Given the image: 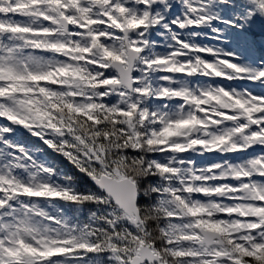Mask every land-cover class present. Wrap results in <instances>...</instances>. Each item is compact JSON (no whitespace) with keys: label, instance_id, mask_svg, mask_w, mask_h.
Listing matches in <instances>:
<instances>
[{"label":"snow or ice","instance_id":"1","mask_svg":"<svg viewBox=\"0 0 264 264\" xmlns=\"http://www.w3.org/2000/svg\"><path fill=\"white\" fill-rule=\"evenodd\" d=\"M257 25L264 0H0V264H264Z\"/></svg>","mask_w":264,"mask_h":264},{"label":"trees","instance_id":"2","mask_svg":"<svg viewBox=\"0 0 264 264\" xmlns=\"http://www.w3.org/2000/svg\"><path fill=\"white\" fill-rule=\"evenodd\" d=\"M19 132H20V138L22 140H25L27 142L34 143L37 145L40 144V142L38 140L31 137L27 132H25L23 130H19ZM48 154L50 156L54 157L60 163V165H62L61 167H63L65 170L75 173V169H73L72 166L66 160H64L62 157L56 156L54 153H51L50 151ZM194 158H196L198 161L210 162L212 159L216 160L218 158L220 159L221 157L219 155L208 154L205 157H195L194 156ZM77 175H79V174H77Z\"/></svg>","mask_w":264,"mask_h":264},{"label":"rangeland","instance_id":"3","mask_svg":"<svg viewBox=\"0 0 264 264\" xmlns=\"http://www.w3.org/2000/svg\"><path fill=\"white\" fill-rule=\"evenodd\" d=\"M255 38H256V41H257V51H256V55H260L261 51H264V42L261 41V33H260V30H259V26L258 25H257V27L255 29ZM204 42L205 43H212L211 41H204ZM206 58H209L210 59L211 57H207L206 56ZM216 82L228 83L227 81H222L220 78H216ZM225 158H227V157H225ZM213 160L214 159H212L211 161H213ZM207 162L200 161V163H207Z\"/></svg>","mask_w":264,"mask_h":264},{"label":"bare ground","instance_id":"4","mask_svg":"<svg viewBox=\"0 0 264 264\" xmlns=\"http://www.w3.org/2000/svg\"><path fill=\"white\" fill-rule=\"evenodd\" d=\"M200 162V161H199Z\"/></svg>","mask_w":264,"mask_h":264}]
</instances>
